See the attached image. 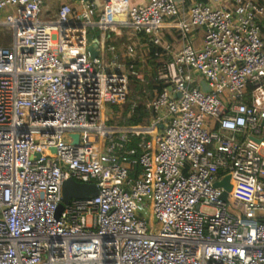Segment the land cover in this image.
Listing matches in <instances>:
<instances>
[{"label":"built area","instance_id":"built-area-1","mask_svg":"<svg viewBox=\"0 0 264 264\" xmlns=\"http://www.w3.org/2000/svg\"><path fill=\"white\" fill-rule=\"evenodd\" d=\"M46 1L0 0V264H264V0ZM132 77L153 116L109 126ZM68 179L99 194L58 214Z\"/></svg>","mask_w":264,"mask_h":264},{"label":"rangeland","instance_id":"rangeland-1","mask_svg":"<svg viewBox=\"0 0 264 264\" xmlns=\"http://www.w3.org/2000/svg\"><path fill=\"white\" fill-rule=\"evenodd\" d=\"M46 6L48 7V9L51 8L55 12L60 7V3L58 2V0H48V1H46ZM110 32L113 34H116L119 32V30L118 29H112ZM98 33H99L98 29H90L88 39L91 40ZM12 43H13L12 32L5 30V29L4 30L0 29V45L1 46H11ZM145 67H147V69L139 67L138 71H140L141 74L144 75L147 80H149V79H151V75H149L150 70H149L148 66H145ZM150 67L152 68L153 66L150 64ZM134 80H135V77H132L130 85H129L130 90L134 93V97H135L133 100V103L138 104L139 102L140 103L151 102V100L155 97L154 86L151 85L150 87H146V89H144V91H143V95L140 97L139 91H138L139 89L138 88L134 89V84H133ZM138 97L140 98V100L138 99ZM125 104L127 105V101ZM126 105L123 106L122 109H120V107L118 105L108 104L106 107V111L108 112V114L106 113V116L104 118L106 124L109 126H117V125L121 124L122 120H123L122 113L125 110ZM111 111H113L115 114L114 115L109 114ZM146 111H147V116L151 118L153 116V111L149 110V109H146ZM124 116L127 117L128 113L126 115L124 113ZM148 215H149V213H147V217H148Z\"/></svg>","mask_w":264,"mask_h":264},{"label":"water","instance_id":"water-1","mask_svg":"<svg viewBox=\"0 0 264 264\" xmlns=\"http://www.w3.org/2000/svg\"><path fill=\"white\" fill-rule=\"evenodd\" d=\"M89 52L92 59H95L99 55L98 51V39L92 40ZM204 89L208 90L206 83L203 84ZM264 126V122H263ZM163 128V126H161ZM74 144L78 145L79 135H73ZM260 143L261 141L258 140ZM216 187H222L225 189L223 193V199L228 201V194L232 190V185L230 183V176L225 177L222 181L217 182ZM99 194V189L96 184H85L79 183L74 179H68L63 183V203L59 207L58 214L64 209L65 205L70 204L73 199H86L89 197H96Z\"/></svg>","mask_w":264,"mask_h":264},{"label":"crops","instance_id":"crops-1","mask_svg":"<svg viewBox=\"0 0 264 264\" xmlns=\"http://www.w3.org/2000/svg\"><path fill=\"white\" fill-rule=\"evenodd\" d=\"M97 5L100 6L101 11H110L113 7L120 6H133L145 3L147 0H94ZM185 1L187 4H190L194 0H179ZM200 2L209 3L211 0H195ZM112 30V29H111ZM109 30V35L111 36V42L116 44L119 48L123 49V44L126 42V37L119 31L116 34L111 33ZM192 42L195 46L200 47L203 42L204 31L202 29H197L192 34ZM163 37L166 41L171 43L174 47L180 48L183 42L179 39L177 35V30L174 27V23L171 21L169 22L166 27L163 29ZM152 66H154L153 61L149 62ZM151 68V67H150ZM153 68V67H152Z\"/></svg>","mask_w":264,"mask_h":264},{"label":"trees","instance_id":"trees-1","mask_svg":"<svg viewBox=\"0 0 264 264\" xmlns=\"http://www.w3.org/2000/svg\"><path fill=\"white\" fill-rule=\"evenodd\" d=\"M99 33L96 35L98 36ZM133 84H134V89L138 88L139 90V96L141 97L143 95V91L144 89H146V87H150V86H144L141 87V83L138 79H135L133 81ZM134 93L130 90V86H129V90H128V96H127V105H126V108L124 110V113L125 115L132 109V106H133V100H134ZM138 99L140 100V98L138 97ZM147 119V111L145 109V107L143 106L142 103H138L137 106L134 108V111H133V114H132V117L130 119H127L126 121H122L121 124H128V125H131V126H135V125H138L140 123H142L144 120ZM140 141L139 138L137 137H134L130 146L131 147H134V146H137L138 142ZM140 168L139 167H136L135 168V171H139Z\"/></svg>","mask_w":264,"mask_h":264}]
</instances>
